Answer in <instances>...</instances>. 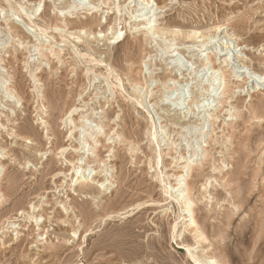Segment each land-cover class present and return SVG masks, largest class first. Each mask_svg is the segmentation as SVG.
Listing matches in <instances>:
<instances>
[{"label":"rangeland","instance_id":"obj_1","mask_svg":"<svg viewBox=\"0 0 264 264\" xmlns=\"http://www.w3.org/2000/svg\"><path fill=\"white\" fill-rule=\"evenodd\" d=\"M199 258L264 264V0H0V264Z\"/></svg>","mask_w":264,"mask_h":264},{"label":"bare ground","instance_id":"obj_2","mask_svg":"<svg viewBox=\"0 0 264 264\" xmlns=\"http://www.w3.org/2000/svg\"><path fill=\"white\" fill-rule=\"evenodd\" d=\"M115 38V40L117 41V42H119V41H121L122 40V38H121V35H119V36H115L114 37ZM206 46V45H205ZM155 136V135H154ZM87 153V152H86ZM178 187L177 188H175V191H176V193L177 192H179L178 193V195L176 196V198H177V200L178 201H180V202H182V201H188L187 200V198H188V196L187 195H184V193H183V187L186 185V183H183L184 181L182 180V179H180V180H178ZM170 189V188H169ZM174 191V192H175ZM169 196H170V194H169ZM170 198V197H169ZM185 207H188V205H185ZM187 211V210H186ZM190 212H191V210H190ZM186 215V214H185ZM192 221V220H191ZM189 250V249H188ZM192 259V258H191ZM200 259V258H199ZM199 259L197 260V263H199V264H216L212 259H210V258H207V259H200V262H198L199 261Z\"/></svg>","mask_w":264,"mask_h":264}]
</instances>
